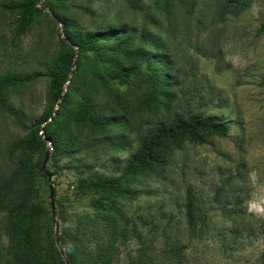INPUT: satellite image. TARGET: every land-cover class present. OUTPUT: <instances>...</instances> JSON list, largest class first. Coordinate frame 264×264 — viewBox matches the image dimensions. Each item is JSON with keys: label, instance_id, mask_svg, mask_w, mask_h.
Returning <instances> with one entry per match:
<instances>
[{"label": "rangeland", "instance_id": "rangeland-1", "mask_svg": "<svg viewBox=\"0 0 264 264\" xmlns=\"http://www.w3.org/2000/svg\"><path fill=\"white\" fill-rule=\"evenodd\" d=\"M23 0H0V81L5 77H37L6 88L0 106V197L19 203L30 189L51 209V191L59 218L79 213L93 221L100 242L93 255L112 264H261L264 260V0H254L238 16L226 13L230 0H189L171 14L164 0H43L44 13L14 43ZM51 7L55 11L51 10ZM59 18L87 31L127 26L128 34L150 32L162 46L167 69L177 76L175 103L139 109L141 75L135 73L120 88L121 98L105 93L88 73L85 62L76 68L61 99L55 101L48 76L65 54H77ZM126 36V33L124 34ZM121 37L101 41L113 54ZM139 44V42H137ZM91 94L117 118L108 130L77 124L82 97ZM50 116L42 120L45 108ZM202 111L229 124L227 137L214 136L202 145L187 144L172 162L141 172L124 182L141 190L134 199H117L113 214L90 207L95 194L84 195L73 207L80 181L93 173L124 174L138 139L175 112ZM119 121H121L119 123ZM39 123L42 147L30 152L21 140ZM58 131L54 146L48 137ZM127 137L125 150L108 140ZM74 143H69L68 141ZM47 152L50 153L42 170ZM27 165L40 166L28 169ZM43 173V174H42ZM188 191L207 224L196 235L184 217ZM19 216L0 208L2 264H9V234ZM127 227V231L123 229Z\"/></svg>", "mask_w": 264, "mask_h": 264}, {"label": "trees", "instance_id": "trees-1", "mask_svg": "<svg viewBox=\"0 0 264 264\" xmlns=\"http://www.w3.org/2000/svg\"><path fill=\"white\" fill-rule=\"evenodd\" d=\"M42 1L23 0L9 6L10 9L18 10L21 14L14 33V43L44 13L43 7H39ZM253 2L254 0H230L225 5L226 13L238 16L251 7ZM189 3V0H164L163 9L167 14H171L172 8L177 5L188 8ZM129 5L137 9L134 0H129ZM51 10L55 11L53 7ZM59 19L66 40L77 47V54L68 53L61 56L50 68L48 76L55 101L61 99L69 82V87L72 88L71 75L85 62L84 55H89L92 60L86 64L88 73L110 96L120 99L122 97L120 88L129 82L133 74L139 73L142 83L139 109H157L166 102L169 104L177 102L179 99L175 90L179 86L177 76L167 69L166 55L160 52L162 46L158 45L154 34L150 32H141L138 35L128 34L129 29L125 25L120 28L111 26L104 30L87 31L79 28L70 19ZM117 37L121 39L114 44L113 54L109 56L107 51H102L99 43ZM36 77L37 75L23 78L11 76L1 80L0 106L4 104L2 94L6 88L27 83ZM51 111V107L45 108L42 120L47 119ZM116 120L117 118L91 94L87 93L82 97L76 114L77 124L94 131H104L118 123ZM41 130L39 123L31 127L30 132L21 140L25 150L33 152L44 145L40 136ZM228 133L229 124L218 116L207 115L202 111L175 112L170 120L157 124L139 137L138 147L129 157L128 166L123 175L110 177L98 173L91 174L81 180L75 188L76 200L70 201V204L74 207L84 195L95 194L98 196L91 198L90 207L101 214H113L119 208L118 198L134 199L142 193L141 190L127 188L124 182H128L141 172L170 164L176 153L187 144H206L210 138L227 137ZM59 136L58 131H53L48 136L55 147L62 141ZM68 142L74 143L70 140ZM108 143L116 150H125L129 145L126 136L121 139L109 138ZM26 167L39 169L40 166L27 165ZM0 208L7 210L9 214L19 216L18 222L12 225L9 234V264H67L56 243L57 224L60 242L65 249L69 264L113 263L111 258H106L102 254L93 255V250L100 248V242L97 235L93 233V221L89 216L79 213L67 214L59 219L57 216L55 221L52 209L38 198L35 189H30L28 195L16 204H7L0 197ZM184 208L187 225L196 235H199L200 227L205 226L207 220L201 215L196 198L191 191L187 193ZM125 231L127 227L123 229V232ZM2 260L3 251L0 246V264ZM261 264H264V260Z\"/></svg>", "mask_w": 264, "mask_h": 264}, {"label": "water", "instance_id": "water-1", "mask_svg": "<svg viewBox=\"0 0 264 264\" xmlns=\"http://www.w3.org/2000/svg\"><path fill=\"white\" fill-rule=\"evenodd\" d=\"M49 156H50V153L47 152L46 158H45V161H44V164L42 166V170L44 172H47L46 165H47V162L49 160ZM51 209H52V213H53V219L55 221H57V213H56V209H55V201H54V192H53V190L51 191ZM56 243H57V246L59 247V250H60L62 256L65 258L67 264H69V260L66 257L65 249L61 245V242H60V238H59V225L58 224L56 226Z\"/></svg>", "mask_w": 264, "mask_h": 264}]
</instances>
